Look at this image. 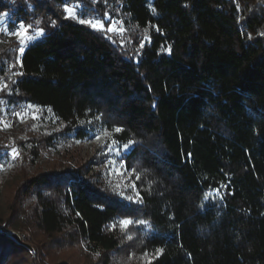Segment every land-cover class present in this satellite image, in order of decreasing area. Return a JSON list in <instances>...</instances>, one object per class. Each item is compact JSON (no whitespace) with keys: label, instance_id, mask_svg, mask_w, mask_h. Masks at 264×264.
Segmentation results:
<instances>
[{"label":"trees","instance_id":"1","mask_svg":"<svg viewBox=\"0 0 264 264\" xmlns=\"http://www.w3.org/2000/svg\"><path fill=\"white\" fill-rule=\"evenodd\" d=\"M21 21L43 34L0 45V108L29 115L0 129V264H111L123 220L143 264H264V0H0ZM97 137L131 192L74 159Z\"/></svg>","mask_w":264,"mask_h":264},{"label":"rangeland","instance_id":"2","mask_svg":"<svg viewBox=\"0 0 264 264\" xmlns=\"http://www.w3.org/2000/svg\"><path fill=\"white\" fill-rule=\"evenodd\" d=\"M12 32H8L5 26H0V45L8 42L9 40L14 39L16 36L11 34ZM1 88V85H0ZM28 114L21 113V116H17V118H12V113L6 111V107L0 108V129L8 131L11 128L15 127V122L23 123L28 120ZM5 125H10L9 127H5ZM100 144L99 139H94L89 141L85 144L78 145L72 149L71 153H74L75 158L78 159L79 165L84 166L83 172L85 173L86 177L91 175H96L99 172L105 175L106 181L114 184L116 189H123L128 192L132 191L133 184L131 180L134 179V173L132 168L125 167L119 161L113 160L112 156H106L102 159V152L98 151ZM75 165V164H74ZM2 181L0 182V217L4 218L6 211H7V203L4 200L2 194ZM129 224L128 227L122 228L121 227V238L122 242L120 244L119 253L112 254L111 264H143L146 261V256L140 253L139 246L137 241L135 240V233L131 231ZM7 232V231H6ZM10 235H14L12 232H8ZM18 236V242H25V238L22 234H15ZM130 237V238H129ZM27 249L31 252L33 256V244L30 241H27L26 244ZM52 261L56 264H93L95 260L91 256L85 255L81 249L72 247V248H64L63 250H55L51 252ZM21 256V255H20ZM38 262L46 261L47 258L41 257L39 252ZM19 256H17V259ZM16 258H11L8 264H17L15 261ZM51 259L47 260V262L51 261Z\"/></svg>","mask_w":264,"mask_h":264},{"label":"snow or ice","instance_id":"3","mask_svg":"<svg viewBox=\"0 0 264 264\" xmlns=\"http://www.w3.org/2000/svg\"><path fill=\"white\" fill-rule=\"evenodd\" d=\"M94 2H95V0H94ZM64 13H65V18L66 19H68V18H76V15H77L75 9L69 8L68 6H65ZM36 23L39 24L40 22L37 21ZM79 23H81V24H87L90 27H92L93 29L98 30V31H103L104 30V25L101 22H94L93 20L79 19ZM30 30H31V25H25L23 23V21H21L16 26V30L11 33L12 35L16 36L18 38L19 42H20L21 47H20L19 51L21 53L23 52V50H24V47L23 46L26 43L31 42L33 39H35V37H38V36H40V35L43 34V30L42 29H37V31L35 32V36H33V35L29 34L30 33ZM107 31L111 33V32H114L115 29L110 26V27H108ZM119 31L120 32H123V29H120ZM4 88H7V85L6 84L4 85ZM16 115L18 117L21 116L20 113H16ZM33 119H35V117H33ZM0 123H2V121H0ZM9 126L10 125H5V127H9ZM120 131H122V129H120V128H116L115 129V132H120ZM99 138L100 137H97V139H99ZM129 143H131V141ZM124 147L127 148L128 145H125ZM12 155H13V158H15L18 155L16 149H13L12 150ZM120 223H121V227L126 229L128 227V225L130 223H132V222L131 221H128V220H123ZM159 252H160V250H157V253L158 254H159Z\"/></svg>","mask_w":264,"mask_h":264},{"label":"water","instance_id":"4","mask_svg":"<svg viewBox=\"0 0 264 264\" xmlns=\"http://www.w3.org/2000/svg\"><path fill=\"white\" fill-rule=\"evenodd\" d=\"M12 237H13L15 240H17V241L19 240L18 236H17V235H15V234H14V235H12Z\"/></svg>","mask_w":264,"mask_h":264}]
</instances>
